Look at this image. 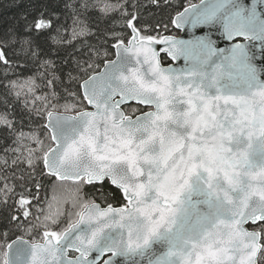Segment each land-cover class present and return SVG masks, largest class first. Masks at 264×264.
I'll use <instances>...</instances> for the list:
<instances>
[{
  "label": "snow or ice",
  "instance_id": "obj_1",
  "mask_svg": "<svg viewBox=\"0 0 264 264\" xmlns=\"http://www.w3.org/2000/svg\"><path fill=\"white\" fill-rule=\"evenodd\" d=\"M62 4L0 30V264H264V0Z\"/></svg>",
  "mask_w": 264,
  "mask_h": 264
},
{
  "label": "trees",
  "instance_id": "obj_2",
  "mask_svg": "<svg viewBox=\"0 0 264 264\" xmlns=\"http://www.w3.org/2000/svg\"><path fill=\"white\" fill-rule=\"evenodd\" d=\"M185 3L188 0H184ZM192 3H197L199 0H191ZM62 8V0H0V30L7 28L12 25L22 23L21 16L24 13L34 12L36 8H56L57 5ZM66 11V10H65ZM159 18L161 13H156ZM177 34V33H174ZM22 106H17V111L20 110ZM28 129L25 128V131ZM4 153L0 152V156H3ZM38 180L41 178H37ZM40 194L43 196L44 189L40 190ZM59 193H53L49 191L48 195H54Z\"/></svg>",
  "mask_w": 264,
  "mask_h": 264
},
{
  "label": "water",
  "instance_id": "obj_3",
  "mask_svg": "<svg viewBox=\"0 0 264 264\" xmlns=\"http://www.w3.org/2000/svg\"><path fill=\"white\" fill-rule=\"evenodd\" d=\"M198 3V2H197ZM258 43V42H257ZM173 67H183V61L173 63Z\"/></svg>",
  "mask_w": 264,
  "mask_h": 264
},
{
  "label": "flooded vegetation",
  "instance_id": "obj_4",
  "mask_svg": "<svg viewBox=\"0 0 264 264\" xmlns=\"http://www.w3.org/2000/svg\"><path fill=\"white\" fill-rule=\"evenodd\" d=\"M178 35L180 34V33H177Z\"/></svg>",
  "mask_w": 264,
  "mask_h": 264
}]
</instances>
